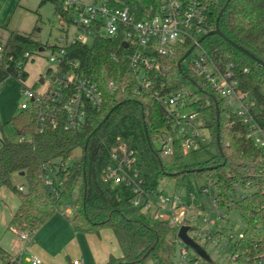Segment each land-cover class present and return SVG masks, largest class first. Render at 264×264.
<instances>
[{
  "label": "trees",
  "instance_id": "obj_1",
  "mask_svg": "<svg viewBox=\"0 0 264 264\" xmlns=\"http://www.w3.org/2000/svg\"><path fill=\"white\" fill-rule=\"evenodd\" d=\"M48 1L55 4V15L67 17L58 0L42 3ZM162 1L107 0L111 7H129L137 17L157 10ZM226 2L214 1L209 5V20L214 29ZM218 26L223 37L204 35L199 39L214 59L234 63L239 89L248 94L253 120L264 130V68L227 42L231 40L264 61V0H231ZM192 46L189 41L179 45L175 57L167 61L170 89L188 86L189 83L180 80L178 64H182ZM42 47L30 35L10 33L0 53V84L10 76L24 84L28 76L25 65L33 58L24 59V55L34 54ZM68 57L79 60L84 74L97 82L104 94V104L77 132L48 130L38 134L33 110H23L12 119L18 136L26 134L31 139L20 142L0 137V187L9 188L20 200L9 228L37 232L55 215L58 205L66 202L73 206L74 213L67 220L76 232L93 234L104 226L113 230L123 256L111 257L106 264H146L150 256L158 264H177L176 228L153 221L134 207L135 194L131 188L125 185L113 188L103 180V171L112 162L113 149L124 141L137 152L134 168L148 190H159L164 177L176 178L188 198L193 195L197 204L202 196L199 180L217 186L220 208L237 210L245 225L242 238L230 244L232 257L225 264H255L254 256L264 253V151L248 138L247 127L224 104L223 98L203 79L194 78L199 93L209 102L208 107L201 104L198 111L211 112V120L205 126L211 130L217 153L205 162L186 165L179 153L166 155L156 148L157 138L167 126L165 108L155 99L152 89L140 87L123 48H118L115 41L98 39L90 45L73 47ZM21 60L25 62L23 67L19 66ZM246 68L248 73H238ZM38 86L36 82L31 87ZM78 147L79 158L66 171L59 172L64 184L58 187L60 199L56 201L44 176L57 162L69 159ZM16 173H24V191L11 181ZM237 185L251 192L236 199ZM168 229L175 231L174 240L164 238Z\"/></svg>",
  "mask_w": 264,
  "mask_h": 264
},
{
  "label": "built area",
  "instance_id": "obj_2",
  "mask_svg": "<svg viewBox=\"0 0 264 264\" xmlns=\"http://www.w3.org/2000/svg\"><path fill=\"white\" fill-rule=\"evenodd\" d=\"M214 1L220 0H163L157 10L137 17L129 7L125 5L111 7L107 0H103L101 4L58 0L67 11V17L56 14L60 20L59 28L62 35L58 38V43L46 44L36 52L38 55L44 49H50L49 61L53 68L46 77L39 78L37 89L24 83L22 92L25 102L21 105V110L35 112L38 134L48 130L77 132L83 129L90 115L102 108L104 94L97 82L84 74L82 63L68 57L70 50L75 46L93 44L98 39L115 41L118 48H123L124 52H127L140 87L152 89L155 99L165 108L167 126L157 138L158 149L166 155L179 153L181 156H187L196 147L202 148L205 138L195 126L199 113L190 109L194 104L191 102L193 94L186 91L187 86L170 89L168 81L170 67L167 61L175 57V49L179 45L189 41L193 44L191 53L195 50L199 53L190 62L189 72L182 67L188 57L182 64L180 63V80L194 86L199 92L193 80L201 78L223 98L224 104L231 110L233 105H237V110L232 112L237 114L247 127L248 138L264 151V130L253 120L248 94L239 89L236 66L232 62L226 63L222 58L214 59L199 39L214 30L208 13L209 5ZM33 55L27 52L24 59H30ZM113 58L116 56L113 55ZM230 58L231 56L227 55V60ZM24 65L25 62L21 60L19 66ZM248 72L247 68L238 71L239 74ZM40 79H43V84L39 83ZM112 85L113 83H110V86ZM30 139V135L22 134L18 141ZM136 155L137 152L126 142L119 141L112 151V162L103 171L104 182L113 188L121 185L131 188L135 194L132 201L134 207L139 208L151 220L165 222L178 232L182 226L188 224V211L192 209L195 197L191 195L183 202L176 194L146 189L145 181L134 168ZM68 167L65 162H57L44 176V182L56 201L60 199L58 187L64 184L59 172L66 171ZM240 188L242 187L237 185L234 196ZM18 189L24 191L22 186ZM201 192L202 195H208L215 212L223 210L217 199V186L206 182ZM60 204L65 205L66 213L74 210L70 203ZM202 208L204 207H195L196 215L203 216L208 224H214L207 213L203 214ZM35 233L20 231L19 236L22 240L28 241ZM216 236L220 237L221 233L217 232ZM242 236L240 233L236 240ZM212 238L214 234L210 233L207 240ZM233 238V235L229 236V246L236 241ZM176 244L177 264H200L202 258L196 252L197 258L194 255L190 256L186 247L181 248L180 244L184 243L178 237ZM253 260L255 264H264V253L255 255ZM40 263L39 258H32V264ZM72 264L85 262L83 259H76Z\"/></svg>",
  "mask_w": 264,
  "mask_h": 264
},
{
  "label": "rangeland",
  "instance_id": "obj_3",
  "mask_svg": "<svg viewBox=\"0 0 264 264\" xmlns=\"http://www.w3.org/2000/svg\"><path fill=\"white\" fill-rule=\"evenodd\" d=\"M84 3L101 4L103 0H77ZM60 20L55 15V4L52 1L42 3V0H0V45H5L10 33H19L30 35L35 41L45 46L46 44L53 45L58 43V38L62 35L59 28ZM50 49L46 48L41 54L34 53L33 58L25 65V71L28 74L25 82L26 86H33L40 77H46L53 65L49 61ZM199 51L195 50L183 62L182 67L189 72V64L192 62ZM24 84L15 77H8L0 84V137L9 140L18 141L19 136L15 124L12 119L22 113L21 105L25 102L22 89ZM186 91L191 92V102H194L190 109L198 112V118L195 120V126L200 130L201 135L205 138L202 148L196 147L189 155L182 156V163L192 165L202 163L212 158L217 153V147L212 144V133L208 127H205L206 122L211 120V112L208 109L198 111L199 107L204 105L209 106V102L203 98V95L197 92L194 86L188 85ZM237 105L232 106V110H237ZM192 130V127H185ZM156 148H158L156 144ZM81 148H76L69 159L65 161L66 165H72L80 156ZM13 185H25V178L19 174H13L11 177ZM199 187L205 184L204 180L198 181ZM7 188V187H6ZM159 191L163 193L176 194L181 197V201L188 199L185 188L176 178L164 177L160 180ZM251 192V189L240 188L236 191L235 198L240 199L243 195ZM214 195V193H213ZM196 206H202L203 214H208L210 220L215 223L210 225L205 222L203 216H197L195 212ZM192 209L188 211V224L191 228L188 235L195 239L210 256L212 263L200 259V264H225L231 257V249L228 245L230 235L236 240L239 234L244 230V221L237 210L227 211L223 209L219 213L215 212L210 203L208 195H202L197 204H192ZM74 210L66 213L65 205L59 204L53 219L47 222L32 238L36 246L43 244L52 245L53 248H58V244L52 241V238L62 231V223L68 222L67 217H71ZM220 215V216H218ZM59 220V221H58ZM60 222V223H59ZM60 224V225H59ZM217 232L221 233L217 237ZM214 234L212 240H207L209 234ZM164 238L166 240L175 239V231L168 229ZM30 243L29 241H26ZM31 244V246L34 245ZM181 248L186 247L190 256L195 255V251L190 247L180 244ZM29 255L28 251L26 252ZM25 255V254H24ZM24 258V256L22 257ZM72 263L73 258L71 257ZM65 261V260H64ZM146 264H158L153 257L146 259Z\"/></svg>",
  "mask_w": 264,
  "mask_h": 264
},
{
  "label": "crops",
  "instance_id": "obj_4",
  "mask_svg": "<svg viewBox=\"0 0 264 264\" xmlns=\"http://www.w3.org/2000/svg\"><path fill=\"white\" fill-rule=\"evenodd\" d=\"M20 186L24 187H17ZM19 207L18 196L5 186L0 187V264H32L33 257L39 258L40 264H68L66 260L70 263L71 257L72 262L83 259L85 264H106L111 257L123 256L113 230L106 226L101 227L97 233L85 234L76 232L68 221L62 223V231L52 238L58 248L47 243L36 246L33 238L27 243L20 238L19 231L9 228Z\"/></svg>",
  "mask_w": 264,
  "mask_h": 264
},
{
  "label": "water",
  "instance_id": "obj_5",
  "mask_svg": "<svg viewBox=\"0 0 264 264\" xmlns=\"http://www.w3.org/2000/svg\"><path fill=\"white\" fill-rule=\"evenodd\" d=\"M231 0H227L223 10L221 11L219 17L217 18L216 21V27L213 31L209 32L208 34L205 35V37L210 36V35H219L221 37H223V34L221 33L218 23H219V19L220 16L222 15L224 9L226 8V6L228 5V3ZM204 39V38H202ZM227 42L232 45L234 48H236L237 50H239L240 52H242L243 54H245L246 56H248L250 59L254 60L257 64H259L261 67L264 68V61L261 60L260 58L256 57L253 53H251L249 50L245 49L242 46L237 45L236 43L232 42L231 40L227 39ZM192 50H189L185 56L182 58L181 61H184L189 54L191 53ZM178 68L181 70V64H178ZM40 84H43V79H40L39 81ZM219 144V142H218ZM219 146V145H218ZM152 148V147H151ZM21 176H24V173L20 174ZM190 231V227L188 226H182L178 232H177V237L187 246L190 247L192 250H194L196 252V254L201 257L203 260L212 263V260L210 258V256L208 255V253L204 250L203 247H201L198 243H196V241L194 239H192L189 235L188 232Z\"/></svg>",
  "mask_w": 264,
  "mask_h": 264
}]
</instances>
